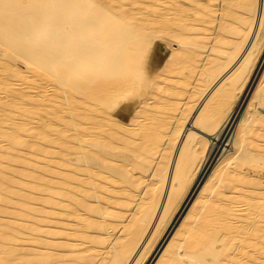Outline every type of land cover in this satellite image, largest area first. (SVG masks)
I'll use <instances>...</instances> for the list:
<instances>
[{"label":"bare ground","instance_id":"6f19581e","mask_svg":"<svg viewBox=\"0 0 264 264\" xmlns=\"http://www.w3.org/2000/svg\"><path fill=\"white\" fill-rule=\"evenodd\" d=\"M189 6L0 0V264H145L169 238L156 264H264V111L237 120L244 97L230 110L257 73L264 0H208L209 25ZM203 52L180 106L193 75L176 85L166 73ZM252 97L263 110V73Z\"/></svg>","mask_w":264,"mask_h":264},{"label":"rangeland","instance_id":"374dc122","mask_svg":"<svg viewBox=\"0 0 264 264\" xmlns=\"http://www.w3.org/2000/svg\"><path fill=\"white\" fill-rule=\"evenodd\" d=\"M187 2L189 3V16H190V21L195 23V24H205V25H209L210 22H204V20L208 21V17L204 15L203 12V6H205L208 2V0H187ZM216 2V1H214ZM213 4L217 7L220 6V1L219 3H214ZM218 2V1H217ZM205 17V18H204ZM211 29H216V27H210ZM169 37V36H168ZM182 52H187V53H192V52H196V49L193 47H185L182 46L181 48ZM178 49L173 46L167 47L166 51H168V55H173L175 54V52ZM257 56V57H256ZM256 59L255 62L252 66L251 72H250V76L257 71L255 78H253L252 83L249 82V79H247V81L245 82V85L243 86V88L241 89V91L236 94L235 96V100L233 101L232 105L230 106V110H235L236 109V103H238L240 101V99L242 97H244L243 99V104L241 105V107L238 110L237 113V120H242L243 117L245 116V114L247 113L249 107L251 104H254V106H256L257 108H259L260 111H264V109L262 110V108L259 107L258 101L257 99H254V93L256 90V84L258 83V81L260 80V77L262 78V73L264 74V44L262 45L261 49L259 50L258 55H256ZM209 58V53L208 52H203V54L201 55H197V60L195 62H192L191 64H189L187 67H185V69L182 72H178V71H171V72H167L166 74L169 75L167 76L170 80L174 81V83H176L177 85V81L180 80H184V78L186 79L187 76H192V78L189 79L188 83H185L183 91H186V93L181 94L182 96L179 97L178 102L180 103V106L183 105V103L185 102V98L187 97V95L189 94V89H191L192 85L195 84L196 82L201 81L202 80V75L200 72V67L201 65H203L207 59ZM263 59V61H262ZM260 61H262V63L260 64ZM176 63V61H174V64ZM235 64V62H234ZM167 65V64H164ZM163 65V66H164ZM177 65V63H176ZM259 67V68H258ZM162 68H169L168 66H164ZM172 68H170L169 70H171ZM229 70V69H228ZM226 70L219 78L218 80H220V78L222 76H224V74L228 71ZM254 76V75H253ZM189 78V77H188ZM217 80V81H218ZM262 80V79H261ZM216 81V82H217ZM216 82L212 85V87L216 84ZM251 84V85H250ZM247 85L250 87L247 89ZM210 87L208 89V91L205 93V95H203L198 102H196L197 104H195L194 108L192 109V111L190 112L185 125H184V130L183 132H187V130L189 128H191V126H194L193 123V119L194 116H196L197 112L201 109L203 105V99L205 98V96L207 95V93L209 92V90H211ZM133 93V89H129L128 92L125 94L127 96H130ZM244 95V96H243ZM180 110V109H179ZM193 130L197 131L200 133V135L208 138L209 140H211L213 137L212 136H208V131L206 130H202L200 128H193ZM238 130V126H235L233 128V133H236V131ZM210 133V132H209ZM232 134V133H231ZM182 138L183 136H180L179 141H178V146H180L181 142H182ZM213 141V139H212ZM177 146V148H178ZM232 146L229 147V149ZM212 163V162H211ZM137 167L140 168V176H145V175H150L153 168H151V165L146 164L145 161L143 160V158L139 159L138 165ZM139 172V171H138ZM208 178H202L199 182V184L195 187V190L193 191V193L191 194V197H189V200L187 201V203L185 204V206L183 207V210H181L179 207L178 209L175 210V212L173 213L172 217L170 218L169 222H168V227L165 228V231L169 230L168 233V237L171 234V238L172 236L177 232V230L180 228V226L182 225V223L184 222L185 218L187 217V215L190 213V210L192 209V207L194 206V204L196 203L197 199L200 197V190H202L203 186L208 182ZM181 211V212H180ZM163 237V236H162ZM162 237L160 238V240L158 241L157 245L158 246L161 241H162ZM166 237V238H168ZM168 239H165L163 244L160 246L159 250L157 251V253L153 256V258L151 259V261H146L145 264H156L158 262V260L160 259V252L164 247L165 243L166 245L169 243V241H167ZM162 248V249H161ZM164 250V249H163ZM159 256V257H158ZM152 257V256H151Z\"/></svg>","mask_w":264,"mask_h":264}]
</instances>
